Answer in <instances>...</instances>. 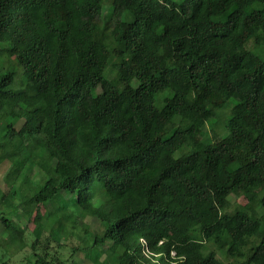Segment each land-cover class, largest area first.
<instances>
[{
	"label": "trees",
	"instance_id": "obj_1",
	"mask_svg": "<svg viewBox=\"0 0 264 264\" xmlns=\"http://www.w3.org/2000/svg\"><path fill=\"white\" fill-rule=\"evenodd\" d=\"M0 122L25 220L96 218L115 264H264V0H0Z\"/></svg>",
	"mask_w": 264,
	"mask_h": 264
},
{
	"label": "rangeland",
	"instance_id": "obj_2",
	"mask_svg": "<svg viewBox=\"0 0 264 264\" xmlns=\"http://www.w3.org/2000/svg\"><path fill=\"white\" fill-rule=\"evenodd\" d=\"M104 7L103 17L107 18L111 12V5H105ZM109 78L114 80V75H110ZM134 84L136 83L134 82ZM22 125L23 121L15 123V129L19 130ZM209 125L210 124L208 123L207 126L209 133L211 137H215V132L210 129ZM225 135L226 133L223 134V136ZM5 168V166L0 165V198L6 196L7 194L5 193L12 186V178H10L9 175L7 176V169L5 170ZM31 173L33 176L31 178L36 180L39 178L38 176L41 171L39 168L34 167ZM105 199L106 196H102L98 200H95L94 203L98 205ZM19 203L20 199L15 198L13 205H18ZM246 203L247 201L243 197L232 195L230 197V210H233L238 206H244ZM37 212L41 213L42 223L47 226L42 233L41 243L48 247V254L52 259L53 264H56L54 258L64 261L65 264H115V245L113 243L107 242L103 246H93L94 237L92 234L97 233L102 235L105 231V225L96 218L87 217L79 223L81 230L78 228L76 231L72 230L71 227H68L70 236L64 237L61 235L58 237V234L60 233L49 230V226L47 225L49 222V216L52 214V209L41 207L34 213L30 220H25L20 215V212H14L9 197H6L3 203L0 201V216L5 214L8 217H11L23 227H26V231L24 233L23 245L13 244L10 242L9 236L0 220V264H34L36 258L31 246L36 239L33 230L35 228ZM82 230H89L92 233L85 234ZM41 248V246L38 247V253H42ZM217 257L225 262L240 264L235 260H227L219 251H217Z\"/></svg>",
	"mask_w": 264,
	"mask_h": 264
}]
</instances>
